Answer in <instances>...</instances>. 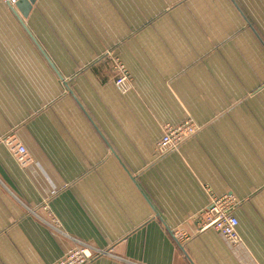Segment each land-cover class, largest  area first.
<instances>
[{
  "label": "crops",
  "instance_id": "0c3cea01",
  "mask_svg": "<svg viewBox=\"0 0 264 264\" xmlns=\"http://www.w3.org/2000/svg\"><path fill=\"white\" fill-rule=\"evenodd\" d=\"M0 3V264L76 243L109 251L91 264H264V0ZM209 192L238 201L239 243L201 229Z\"/></svg>",
  "mask_w": 264,
  "mask_h": 264
},
{
  "label": "built area",
  "instance_id": "2783aa9c",
  "mask_svg": "<svg viewBox=\"0 0 264 264\" xmlns=\"http://www.w3.org/2000/svg\"><path fill=\"white\" fill-rule=\"evenodd\" d=\"M127 76L128 73L125 72L121 78L115 80V85L121 92L129 90L130 84ZM184 126L188 125H183L182 122L179 125L165 124L163 126L162 136L158 142V149L161 153L177 149L182 140L196 132L195 125L188 128H184ZM1 141L13 152L21 166H25L30 162V154L15 134H9ZM209 199L208 207L200 214L202 219L201 229L212 228L230 243H239L238 220L233 215V209L237 206L238 201L232 195H216L211 192H209ZM177 235L185 236V233L178 232ZM101 252L104 253L103 250L93 248L87 244L76 243L73 246H66L62 256L54 264H86L89 259L101 254Z\"/></svg>",
  "mask_w": 264,
  "mask_h": 264
},
{
  "label": "rangeland",
  "instance_id": "374dc122",
  "mask_svg": "<svg viewBox=\"0 0 264 264\" xmlns=\"http://www.w3.org/2000/svg\"><path fill=\"white\" fill-rule=\"evenodd\" d=\"M2 1H4V0H0V2H2ZM2 4L3 3H0V12H5V8L2 6ZM4 5V4H3ZM4 23L6 22V21H3ZM106 55H108L109 57H110V60H111V68H112V71L114 72V74H115V80H118L119 78H121L123 75H124V73L126 72V73H128V76H127V78H128V80H129V84H130V78H131V76H130V73H129V71H128V69H127V67H126V65L121 61V59L119 58V56H117V55H115V54H112V52H109V53H106ZM124 73H123V72ZM114 83H115V81H114ZM131 88V84H130V87H129V89ZM120 91V90H119ZM121 92V91H120ZM127 92V91H126ZM124 93V92H123ZM188 125V126H184V128H188L189 126H194L195 124L192 122V120L190 119V118H187V119H185L184 121H183V125ZM177 125H179V124H177ZM195 127H196V125H195ZM197 129V128H196ZM196 132H194L192 135H188L184 140H182L180 143H179V145H178V147L180 146V144L182 143V142H184L186 139H188V138H190L191 136H193L194 134H195ZM174 150H176V149H174ZM172 151V150H171ZM160 152V151H159ZM161 153V152H160ZM164 153H166V152H164ZM31 162V161H30ZM51 221L53 222V226L54 225H56V224H58V222H57V220L54 218V216L51 214ZM104 251V250H103ZM109 253V251L108 250H106V251H104V253H102L101 252V254H99V255H96L94 258H91V259H89L87 262H86V264H91L98 256H102V255H107ZM58 261V259L57 260H55L54 262H53V264L55 263V262H57Z\"/></svg>",
  "mask_w": 264,
  "mask_h": 264
},
{
  "label": "water",
  "instance_id": "95a60500",
  "mask_svg": "<svg viewBox=\"0 0 264 264\" xmlns=\"http://www.w3.org/2000/svg\"><path fill=\"white\" fill-rule=\"evenodd\" d=\"M6 2V4L8 5V8L11 10V12L16 15L18 17V14L16 13V10H18V12L23 16L26 17L31 9L33 0H4ZM19 21H21L20 18H18ZM22 22V21H21ZM24 29L27 28L23 25ZM30 38L34 41V43L36 44V46L39 47L38 43L36 42V40H34V38L31 37V35L29 34ZM41 53L45 56V54L43 53V51L41 50ZM46 60L48 61V63L51 65V67L55 70L53 64L51 63V61L45 56ZM56 71V70H55ZM57 72V71H56ZM59 75V74H58Z\"/></svg>",
  "mask_w": 264,
  "mask_h": 264
}]
</instances>
